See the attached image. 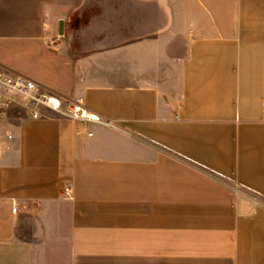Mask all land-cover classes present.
Returning <instances> with one entry per match:
<instances>
[{
  "label": "crops",
  "instance_id": "1",
  "mask_svg": "<svg viewBox=\"0 0 264 264\" xmlns=\"http://www.w3.org/2000/svg\"><path fill=\"white\" fill-rule=\"evenodd\" d=\"M0 68L100 118L2 124L0 264H264V0H0Z\"/></svg>",
  "mask_w": 264,
  "mask_h": 264
},
{
  "label": "built area",
  "instance_id": "2",
  "mask_svg": "<svg viewBox=\"0 0 264 264\" xmlns=\"http://www.w3.org/2000/svg\"><path fill=\"white\" fill-rule=\"evenodd\" d=\"M18 108L20 117L39 119L57 114L63 118L79 122H99L97 115L91 114L80 100L64 102L48 93L36 80L0 68V127L9 112ZM11 138L12 134L8 133ZM63 198H71L70 186L64 188ZM16 211V207L13 208Z\"/></svg>",
  "mask_w": 264,
  "mask_h": 264
},
{
  "label": "rangeland",
  "instance_id": "3",
  "mask_svg": "<svg viewBox=\"0 0 264 264\" xmlns=\"http://www.w3.org/2000/svg\"><path fill=\"white\" fill-rule=\"evenodd\" d=\"M21 113L20 110L18 108L13 109L9 112V115L7 117V119L3 120L4 124H13V123H20L21 122V118L20 117Z\"/></svg>",
  "mask_w": 264,
  "mask_h": 264
},
{
  "label": "trees",
  "instance_id": "4",
  "mask_svg": "<svg viewBox=\"0 0 264 264\" xmlns=\"http://www.w3.org/2000/svg\"><path fill=\"white\" fill-rule=\"evenodd\" d=\"M256 199H257V201H259L262 205H264V197H263V196L256 195Z\"/></svg>",
  "mask_w": 264,
  "mask_h": 264
}]
</instances>
